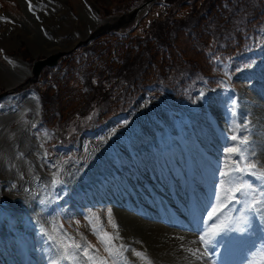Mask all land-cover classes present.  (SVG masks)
<instances>
[{"label":"rangeland","instance_id":"374dc122","mask_svg":"<svg viewBox=\"0 0 264 264\" xmlns=\"http://www.w3.org/2000/svg\"><path fill=\"white\" fill-rule=\"evenodd\" d=\"M7 1L8 3L0 0V94L33 77L34 60L59 50L69 52L75 48L72 46L85 40L91 31L106 26L99 31L102 32L109 26L116 25V17L130 12L144 0H31L35 14L30 11L28 15L25 13V4L28 6L26 0ZM21 5H24L25 10ZM89 8L96 9L97 16L92 17ZM169 10L162 0H156L148 7L146 13H141L140 24L134 32L145 33L154 19H163ZM184 13L185 10L179 12L180 15ZM132 23L121 28L127 29ZM251 39L253 50L244 61L234 67L231 61L224 64L219 57L220 53L211 48L210 54L217 60L214 85H200L189 105L175 103L165 96H156L150 88L125 114L111 119L98 130L81 135L75 148L51 145L47 132L35 131L40 105L38 101H30L27 93L18 90L15 94L0 97V242L3 246H0V264H38L39 255L37 251H32V246L35 242V247L44 249L41 241L45 240L54 253L47 254L45 249L41 250L40 253H44L39 259L40 263L43 262L41 264H45L44 261L52 264L54 259L57 264H87L86 258L72 254L73 243L94 246L99 250L96 254L107 260L108 264H151L150 259L152 264H180L170 260L176 258V253H162L161 247L169 245L168 243L181 253L188 254L193 260L189 261V264H208V257L203 259L205 262L196 259L199 253L196 252L199 248L197 240L194 239V247L185 246L189 241L181 233L188 232L164 225L167 234L163 237L158 230L141 231L121 212L126 211L138 219L162 225L161 221H157L161 223L159 224L142 218L137 213L140 212L138 205L128 204V201L136 198L151 211L150 198L155 200L156 195L152 196L146 183L164 198L158 192L163 185L161 181L156 184L152 182L153 172L161 168L163 162H168L165 167L166 178L168 179L169 172V179H176L170 172L179 168L173 161V165L166 161L175 160V157V164L181 165L184 171L188 167L196 168L199 172L195 170L198 173L197 175L194 171L195 176H202L203 183L207 182L202 169L194 162L199 163L202 168H210L207 169L211 171L210 176L214 175L215 179L218 175L215 180L217 183L220 181L218 188L224 195L233 193L232 185L222 182L218 173H221L222 162L230 165L228 156L239 160L241 155L247 157L249 151L254 149L255 159L260 163L259 167L252 171L264 176V32L256 33ZM54 48L59 50L49 51ZM6 53L10 54L12 60L21 58V63L18 60H8L4 56ZM216 115L220 118V126L214 119ZM223 121L227 127L222 126ZM231 135L238 138L240 136L243 141L237 153L229 154L227 149L236 144V141L230 139ZM200 145L205 147L207 152L201 149ZM166 150L170 152H164ZM185 150L190 152V159L193 161L190 164H186L182 156H185ZM133 154L138 155L136 159H132ZM206 154L217 157L212 161ZM217 158L222 161L220 164ZM230 168L231 166L225 167L224 172ZM140 170H143L146 176L137 174L138 189L126 192L123 188L126 186L124 179L129 183L133 182L132 178L126 175H136ZM182 172L180 171L177 177L178 185L182 184L180 181L184 182L187 170L183 178ZM215 172L216 174H212ZM100 175L114 178L116 184L109 191L111 197L101 192L111 183L101 186L102 180L98 177ZM118 175L119 177H116ZM142 176L147 182L142 183ZM166 178H163V181L167 185ZM245 179L253 188L257 187V198H253L252 202L260 201L255 205L260 207L264 217V196L259 194L264 184L252 176ZM212 184L214 185L213 181ZM178 190L186 197L184 184L176 189ZM209 191L210 189L203 194L205 198L201 197L200 205H203V208L214 201L211 196H217L216 193H210L209 196ZM52 192L56 194L52 196ZM95 193L97 198L92 195ZM165 194L170 195L167 191ZM223 194H219L220 197ZM122 201L126 204L123 205ZM180 203L181 210L187 212V206L182 201ZM119 204L122 205L121 209ZM174 207L168 209L165 214L171 211L169 216L175 215ZM190 207L191 212H198L199 217L206 211L197 209L192 198ZM109 209L112 211L111 217L107 216ZM190 215V219L194 217L192 213ZM109 220L118 227L113 228ZM194 221L198 219L194 217ZM200 225L203 229L210 226L206 221L195 223L193 226L196 228ZM248 227L249 225L244 226L246 229ZM65 232L67 236L63 235ZM105 232L116 238L114 243H108ZM12 235L15 239L7 242L6 238ZM58 246L67 249V252L56 259ZM93 250L89 247L90 254ZM146 254L150 258H145ZM65 256L70 258L65 260ZM262 256L264 252L261 253L260 259L251 264L262 262Z\"/></svg>","mask_w":264,"mask_h":264},{"label":"trees","instance_id":"16d2710c","mask_svg":"<svg viewBox=\"0 0 264 264\" xmlns=\"http://www.w3.org/2000/svg\"><path fill=\"white\" fill-rule=\"evenodd\" d=\"M165 1L170 12L144 34L107 31L45 69L35 90L53 142L70 143L105 123L150 86L188 100L215 69L211 48L223 56L245 53L251 36L264 32V0Z\"/></svg>","mask_w":264,"mask_h":264},{"label":"bare ground","instance_id":"6f19581e","mask_svg":"<svg viewBox=\"0 0 264 264\" xmlns=\"http://www.w3.org/2000/svg\"><path fill=\"white\" fill-rule=\"evenodd\" d=\"M34 1V0H33ZM36 34V33H35ZM36 36V35H35ZM57 50H59L58 48L56 49V48H54V49H51V50H49L50 52H54V51H57ZM174 131H172V133H173ZM164 139V138H163ZM171 144V143H170ZM165 146L166 145H164L163 147L165 148ZM162 148V147H161ZM163 149V148H162ZM162 151V150H161ZM218 160V159H217ZM216 162V161H215ZM168 163V162H167ZM170 163H171V161H170ZM179 163V162H178ZM172 164V163H171ZM196 164V163H195ZM170 165V164H169ZM173 165V164H172ZM177 166V165H176ZM185 166V165H184ZM187 166H189V165H187ZM191 167H192V165H191ZM196 167V166H195ZM173 168V167H172ZM185 168H186V166H185ZM187 171H189V181H191V179L190 178H192V175H194L193 177H194V179H195V182H197V184H199V186H197V187H202L203 188V190L199 193V200H198V203H195V207L197 208V209H201L202 211L205 209L206 210V208H203L204 206L203 205H200V203L202 202V200H201V197H204L205 198V196L203 195L204 193H207V191L210 189V191H211V187H210V185L208 184V183H203V181L201 180V178H203L202 176L200 177V178H198L197 176H195L196 174H195V172L196 171H198L196 168H190V167H188L187 169H186ZM186 170L185 171H183L182 173H181V177L183 178L184 177V172H186ZM196 170V171H195ZM231 170V168L230 169H228V170H226V172H229ZM170 171V170H169ZM180 171L181 170H179V169H173V172H170L171 173V175H175L176 176V179H175V177H173V178H171V179H169V172H168V179L166 178V181H167V184H168V181H169V183L171 184V183H174L175 182V185H176V188H175V190L178 188H180V187H182L183 186V184H184V182H185V177L183 178V180H184V182L183 181H180L182 184H180V185H178L179 184V182L177 181V177H178V175L180 174ZM195 171V172H194ZM216 171V170H215ZM175 172V173H174ZM199 172V171H198ZM197 173V172H196ZM211 173V171L209 172V174ZM115 174H117V173H115ZM212 174H216V172L215 173H212ZM197 175H198V173H197ZM113 176H115L114 174H113ZM147 176H149V173H147ZM116 177H119V175L118 176H116ZM217 177H218V175H217ZM216 177V178H217ZM215 178V179H216ZM102 181L100 182L101 183V186H102V184L104 185V184H107L108 182H110L111 184L108 186V187H106L105 185V188L103 189V191H101L102 193H105V194H108V196L109 197H111V193L109 192V191H111V189H113V187H114V185L116 184V182H115V180H114V178H111V176H108V177H106V175L105 176H102L101 178H100ZM146 179V178H145ZM145 179H143V176L142 177H140V180H142V183H144V182H147V179L145 180ZM211 179H214V175L212 176L211 175ZM106 181V182H105ZM105 182V183H104ZM211 182V185H213L212 184V181H210ZM122 183V182H121ZM124 184V183H123ZM100 185V184H99ZM178 185V186H177ZM224 185V184H223ZM146 187L154 194V195H156V196H154L155 197V200L154 199H152V198H150V201H151V205L150 206H152L153 205V202L155 201H158V199L160 198H162V197H160L159 196V194H157L156 193V189L154 190V187H151V185L148 183V186H147V183H146ZM102 188V187H101ZM189 188H190V182H189ZM107 191V192H106ZM179 191V190H178ZM181 191V190H180ZM210 191L208 192V195L210 196L211 194H210ZM96 192V191H95ZM101 192H97V193H101ZM119 192V191H118ZM94 193V192H93ZM97 193H95V194H92L94 197H96L97 198V196H96V194ZM110 193V194H109ZM182 193V192H181ZM85 194H87L86 192H85ZM114 194V193H113ZM149 194H150V192H149ZM122 195V194H121ZM158 195V196H157ZM222 195V194H221ZM221 195H218V197H220ZM114 196V195H113ZM118 196V195H117ZM133 196V195H132ZM99 197V196H98ZM126 197V196H125ZM124 197V198H125ZM216 196H214V198H215ZM223 197V196H222ZM222 197H220V199H222ZM225 197V196H224ZM115 198V197H114ZM113 198V199H114ZM226 198V197H225ZM126 199V198H125ZM162 199H164V198H162ZM120 200V199H119ZM200 200H201V202H200ZM206 199H204V201H205ZM203 201V202H204ZM206 201H208V200H206ZM128 202H130V203H128V204H133L134 206H137L138 205V211H140V208H141V210H143L142 212L144 213V214H146L147 216H151V217H154V218H158V217H161L162 215L161 214H159V213H156V212H152V211H150V210H148V209H145L144 208V206L143 205H141L140 204V200L138 201L136 198H134V199H130ZM121 203V202H120ZM209 203V202H208ZM122 204L123 205H125L126 203H124V201H122ZM181 208H182V204L180 203L179 204V207H174V209H175V215H171V216H175L176 218V220L175 219H172V221L173 220H175L174 222H172L171 220H170V222H172V223H175L176 221H177V224H181V225H184V226H186L187 227V229H189V230H193V231H196V228H198V227H196V228H194V224L195 223H199V222H201V221H194V217L193 218H191L190 219V213H189V210H187V212H185V211H183V210H181ZM192 208H194V207H192ZM136 210V209H135ZM198 210V211H199ZM121 214L122 215H124L128 220H130L138 229H140L141 231L143 230V229H150V230H158L159 232H160V234H161V236L163 237V236H165V234H167L166 233V231L164 230V226L163 225H156V224H151V223H149V222H147V221H144V220H142V219H138L136 216H132L131 214H129V213H127L126 211H123V212H121ZM170 214H171V211H170ZM169 214V215H170ZM168 215V216H169ZM187 215V216H186ZM138 219V220H137ZM207 223V222H206ZM130 225V224H129ZM199 225V224H198ZM132 226V225H131ZM206 226V225H205ZM228 226H230V222H222L221 224H219V225H217V226H209V228L207 227V228H204V229H206V233H209V231L210 230H212V229H215V231L213 232V234H212V240L216 243L218 240H219V237H220V235H221V233H223L224 231H225V229H226V227H228ZM133 228V227H132ZM136 228V229H137ZM171 231V230H170ZM175 233H177L176 231H174ZM181 235L186 239V240H188L189 241V244H185V246L186 247H190V246H193L195 243H194V238H193V235H191V234H189V233H187V234H184V233H181ZM193 238V239H192ZM52 239V238H51ZM34 241V240H33ZM35 241H37V240H35ZM46 241V240H45ZM45 241H41V243H42V245H44V249H45V251H46V253L47 254H50V253H54V252H52L51 251V249H49V246H47V244L45 243ZM168 243V242H167ZM166 243V244H167ZM169 245H166V246H162L161 247V250H162V253H165V252H168V253H170V252H173L174 254H175V257L176 258H171L170 260L171 261H173L174 260V262H176V263H180V264H189V261H191V262H193V260H191V258H189L187 255L188 254H186L185 252L184 253H181L180 251H178V250H176L175 249V247L174 246H171L170 245V243H168ZM197 246V245H196ZM194 247V246H193ZM37 250H35L34 248H33V252H36L37 251V253H38V255H39V258H37V263L38 264H41V263H43L42 261H41V263H40V261H39V259L41 258V256L44 254H42V253H40V251L41 250H44L42 247H35ZM195 248H197V247H195ZM194 249V248H193ZM7 250V249H6ZM49 250V251H48ZM9 251V250H8ZM6 253V252H5ZM217 253H219V252H217ZM172 254V253H171ZM259 257H261V254H260V256ZM260 259V258H259ZM35 260H36V258H35ZM261 260H262V258H261ZM36 262V261H35ZM44 263L45 264H51L50 262H47V261H44ZM70 263V262H69ZM72 263V262H71ZM195 263V262H194ZM56 264H57V262H56ZM198 264V263H197ZM204 264H206V263H204ZM255 264H264V262L262 261V262H255Z\"/></svg>","mask_w":264,"mask_h":264},{"label":"snow or ice","instance_id":"6c2138e0","mask_svg":"<svg viewBox=\"0 0 264 264\" xmlns=\"http://www.w3.org/2000/svg\"><path fill=\"white\" fill-rule=\"evenodd\" d=\"M26 3H28L29 11H32L33 14H35L33 5L31 3V0H26ZM37 19L39 17L37 16ZM230 139L232 141H236L237 143L235 145L230 146L227 149V153H237L238 148L240 147L243 138H238L236 135H231ZM228 159L232 161L231 164V171L230 172H224L223 170L220 173V176L226 180L230 185H232V200L236 203H241L243 205V208L247 211H254L255 210V203H260L259 200H257L255 203L250 201L249 197L255 193V188L251 185V183L245 179L247 176H252L260 181L261 184H264V176H259L257 172L252 171L253 169H256L259 167V161L255 159V150L249 151V154L247 157L241 155V158L239 160H233L231 156H228ZM54 167V164L52 165ZM220 181H218V184ZM239 193V196L236 194ZM261 196H264V188L260 190L259 193ZM217 199L218 203L225 204L229 203L227 199L221 200L218 196L215 197ZM217 209L213 208L212 214L209 215L208 219L212 220L213 217L217 214ZM107 216H112V211L109 209L107 211ZM109 223L113 228H117L118 226L116 224H113L111 220H109ZM213 231H215L213 229ZM63 235L67 236V233H63ZM98 235V234H97ZM104 235L108 238V243H114L115 239L111 235H109L107 232L104 233ZM207 235V233L205 234ZM205 235L199 236V241L205 245V249L201 251V249L197 248L196 252H199L200 255L196 256L197 260L204 259L208 257V251H207V245L210 243L209 239L205 238ZM89 247H92L94 250L92 254L89 253ZM72 248V254L73 255H79L83 258H86L87 264H108V261L105 259L100 258L96 253L99 251L98 249H95L94 246L88 244V245H82L79 243H73L71 245ZM107 248V244H106ZM57 258L59 259L60 256H64L67 252V249L61 248L58 246L57 248ZM136 255H139V253H136ZM195 255V253H193ZM70 257L65 256V259H69ZM52 264H56V260L54 259L52 261Z\"/></svg>","mask_w":264,"mask_h":264},{"label":"water","instance_id":"95a60500","mask_svg":"<svg viewBox=\"0 0 264 264\" xmlns=\"http://www.w3.org/2000/svg\"><path fill=\"white\" fill-rule=\"evenodd\" d=\"M151 1H153V0H147L146 4L150 3ZM136 13H137V9H135V11H133L129 14H125L124 16H122L121 20H120V24H122L125 21L132 20L134 18V16L136 15ZM62 54H63V52H60L58 54H53V55H50L44 59H40V60L35 61V64H34L35 75L38 76L44 66L55 65L58 62V59Z\"/></svg>","mask_w":264,"mask_h":264}]
</instances>
